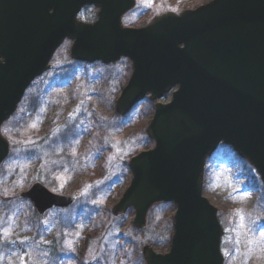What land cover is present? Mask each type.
I'll use <instances>...</instances> for the list:
<instances>
[{
	"label": "water",
	"instance_id": "1",
	"mask_svg": "<svg viewBox=\"0 0 264 264\" xmlns=\"http://www.w3.org/2000/svg\"><path fill=\"white\" fill-rule=\"evenodd\" d=\"M86 6L98 10L92 24L77 19ZM134 6V0H0V128L66 39L72 60L131 62L115 102L120 117L148 95L154 102L177 87L170 103H155L146 128L153 148L129 160L130 183L111 215L133 209V225L142 230L154 205L172 203L169 251L145 245V264H223V229L202 194L204 169L223 143L264 185V0H212L124 28L122 18ZM8 155L0 132V166ZM21 198L42 215L79 196L55 195L37 183Z\"/></svg>",
	"mask_w": 264,
	"mask_h": 264
},
{
	"label": "rangeland",
	"instance_id": "2",
	"mask_svg": "<svg viewBox=\"0 0 264 264\" xmlns=\"http://www.w3.org/2000/svg\"><path fill=\"white\" fill-rule=\"evenodd\" d=\"M210 1L136 0L122 23L139 29L156 16ZM96 13L87 7L78 18L90 22ZM71 44L61 45L49 71L31 84L1 127L10 153L0 167V264H145V245L168 253L175 206H154L144 230L134 227L133 209L119 218L111 209L130 183V158L152 148L145 130L154 103L116 117L130 61L75 63ZM170 99L171 92L160 102ZM36 183L55 195L78 194L79 200L38 215L21 198ZM202 194L223 229V264H264V185L254 169L221 145L207 162Z\"/></svg>",
	"mask_w": 264,
	"mask_h": 264
},
{
	"label": "trees",
	"instance_id": "3",
	"mask_svg": "<svg viewBox=\"0 0 264 264\" xmlns=\"http://www.w3.org/2000/svg\"><path fill=\"white\" fill-rule=\"evenodd\" d=\"M94 19H95V17H94ZM94 19H92V21H93Z\"/></svg>",
	"mask_w": 264,
	"mask_h": 264
},
{
	"label": "snow or ice",
	"instance_id": "4",
	"mask_svg": "<svg viewBox=\"0 0 264 264\" xmlns=\"http://www.w3.org/2000/svg\"><path fill=\"white\" fill-rule=\"evenodd\" d=\"M262 235H264V233H262Z\"/></svg>",
	"mask_w": 264,
	"mask_h": 264
}]
</instances>
